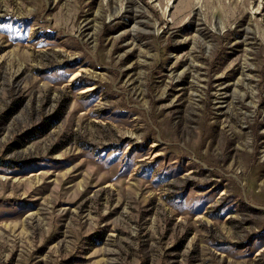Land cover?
Masks as SVG:
<instances>
[{"label": "rangeland", "instance_id": "1", "mask_svg": "<svg viewBox=\"0 0 264 264\" xmlns=\"http://www.w3.org/2000/svg\"><path fill=\"white\" fill-rule=\"evenodd\" d=\"M0 264H264V0H0Z\"/></svg>", "mask_w": 264, "mask_h": 264}, {"label": "bare ground", "instance_id": "2", "mask_svg": "<svg viewBox=\"0 0 264 264\" xmlns=\"http://www.w3.org/2000/svg\"><path fill=\"white\" fill-rule=\"evenodd\" d=\"M92 88H93V87H89L87 90L92 89ZM87 90H86V91H87Z\"/></svg>", "mask_w": 264, "mask_h": 264}]
</instances>
